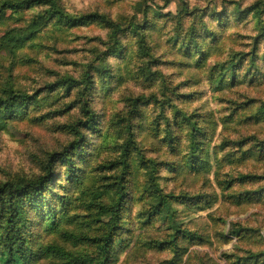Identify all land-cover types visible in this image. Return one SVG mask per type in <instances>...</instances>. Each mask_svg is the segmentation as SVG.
Wrapping results in <instances>:
<instances>
[{
	"label": "rangeland",
	"instance_id": "obj_1",
	"mask_svg": "<svg viewBox=\"0 0 264 264\" xmlns=\"http://www.w3.org/2000/svg\"><path fill=\"white\" fill-rule=\"evenodd\" d=\"M54 3L0 0V264H264V0Z\"/></svg>",
	"mask_w": 264,
	"mask_h": 264
},
{
	"label": "trees",
	"instance_id": "obj_2",
	"mask_svg": "<svg viewBox=\"0 0 264 264\" xmlns=\"http://www.w3.org/2000/svg\"><path fill=\"white\" fill-rule=\"evenodd\" d=\"M44 2H48V3H54V0H41ZM5 5H9L13 8L18 7L19 5H21V3L18 4H14L11 3V1L9 3H6ZM102 18L105 19L106 21H110L105 15H102ZM111 22V21H110ZM121 25H117L115 27V34H117L119 32V30H121ZM247 175H245L244 177H246ZM28 188H30V193L34 196H38L42 193V185L39 183H33L32 185H30V187L28 186ZM9 190L11 192V194L14 195L15 192L19 191V189L17 188V186H15V184L13 183H9L8 185L3 186L2 188H0V198L1 195L3 194V192H5V190ZM21 192H23V189H21ZM119 205L117 204L116 206H112V207H107L105 206L106 209H103V205H100V208L102 210L103 214L109 215L110 216V221L115 222L116 221V216H117V212H118V207ZM106 242V240H104ZM258 257L259 255L256 253H252L251 257Z\"/></svg>",
	"mask_w": 264,
	"mask_h": 264
}]
</instances>
